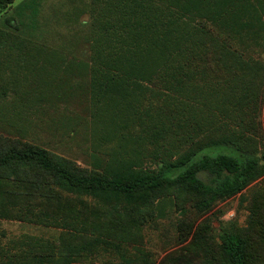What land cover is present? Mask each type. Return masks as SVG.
Listing matches in <instances>:
<instances>
[{
    "label": "trees",
    "instance_id": "1",
    "mask_svg": "<svg viewBox=\"0 0 264 264\" xmlns=\"http://www.w3.org/2000/svg\"><path fill=\"white\" fill-rule=\"evenodd\" d=\"M13 1L0 0V12ZM113 2L120 15L119 28L128 27L131 42L119 45L124 55L98 57L91 66L92 88L98 92L131 87L134 96L135 88L146 87L142 82L158 89L157 95L160 89L195 91L210 76L216 93L229 87L235 94L237 87L249 82L244 76L250 75L251 81L256 72L264 74L260 58L264 0ZM38 4V0L22 2L4 25L40 40L49 30L39 23ZM170 102L159 95L156 103L166 135L173 127ZM242 121L248 122L244 117ZM121 129L131 137L135 132L137 140L144 137L142 132L149 133L140 125ZM217 130V135L206 132L196 120L183 148L167 151L163 142L153 149L154 166L143 164L137 153L148 150L139 146L126 153L113 152L102 169L83 167L38 143L0 134V220L59 228L54 243L41 250L27 253L0 247V264H73L85 251H96L119 235L112 232L141 224L161 197L171 196L179 204L186 196L196 210L206 212L217 201L241 192L264 175V136L251 139L241 132ZM152 137L148 135L146 141L153 143ZM222 254L228 264L251 263L239 233L222 237Z\"/></svg>",
    "mask_w": 264,
    "mask_h": 264
},
{
    "label": "rangeland",
    "instance_id": "2",
    "mask_svg": "<svg viewBox=\"0 0 264 264\" xmlns=\"http://www.w3.org/2000/svg\"><path fill=\"white\" fill-rule=\"evenodd\" d=\"M24 1L14 0L0 12V134L38 143L96 169L113 152L139 146L148 150L137 153L143 164L154 166L153 149L163 142L167 151L183 148L196 120L215 135L222 129L251 139L264 136V74L256 72L252 82L250 75L244 76L249 82L235 94L229 87L216 93L210 76L195 91L160 89L161 98L171 99L173 127L166 135L156 104L158 89L142 82L146 87L135 88L138 95L133 96L131 87L121 92L92 88L91 66L98 57L124 55L119 45L131 42L128 27L119 28L113 0H38L39 23L49 30L40 40L4 25ZM126 125L144 126L149 133L142 132L144 137L137 140L135 132L131 137L121 129ZM150 134L153 143L146 141ZM229 232L242 236L250 264H264V175L206 212L196 210L186 196L179 204L171 196L161 197L141 224L112 232L120 236L96 251H85L73 264H228L222 237ZM58 234L59 228L41 222L0 220V247L10 251L41 250Z\"/></svg>",
    "mask_w": 264,
    "mask_h": 264
}]
</instances>
